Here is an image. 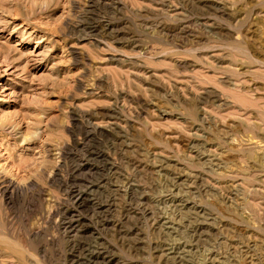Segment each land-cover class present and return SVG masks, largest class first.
I'll list each match as a JSON object with an SVG mask.
<instances>
[{
	"label": "rangeland",
	"instance_id": "obj_1",
	"mask_svg": "<svg viewBox=\"0 0 264 264\" xmlns=\"http://www.w3.org/2000/svg\"><path fill=\"white\" fill-rule=\"evenodd\" d=\"M0 264H264V0H0Z\"/></svg>",
	"mask_w": 264,
	"mask_h": 264
},
{
	"label": "bare ground",
	"instance_id": "obj_2",
	"mask_svg": "<svg viewBox=\"0 0 264 264\" xmlns=\"http://www.w3.org/2000/svg\"><path fill=\"white\" fill-rule=\"evenodd\" d=\"M11 123V122H10Z\"/></svg>",
	"mask_w": 264,
	"mask_h": 264
}]
</instances>
